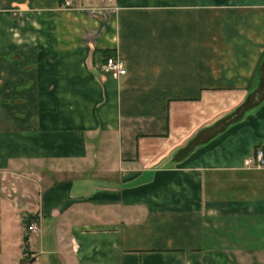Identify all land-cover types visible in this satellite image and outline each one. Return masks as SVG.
<instances>
[{
    "label": "crops",
    "instance_id": "0c3cea01",
    "mask_svg": "<svg viewBox=\"0 0 264 264\" xmlns=\"http://www.w3.org/2000/svg\"><path fill=\"white\" fill-rule=\"evenodd\" d=\"M258 146L264 0H0V264H264Z\"/></svg>",
    "mask_w": 264,
    "mask_h": 264
},
{
    "label": "built area",
    "instance_id": "2783aa9c",
    "mask_svg": "<svg viewBox=\"0 0 264 264\" xmlns=\"http://www.w3.org/2000/svg\"><path fill=\"white\" fill-rule=\"evenodd\" d=\"M103 70L108 73L112 78L118 79L127 73L124 60L119 56L106 57L103 64ZM257 167H264V147L258 146L254 151L253 159ZM30 234L38 236L40 228L36 220L30 221L28 225Z\"/></svg>",
    "mask_w": 264,
    "mask_h": 264
}]
</instances>
